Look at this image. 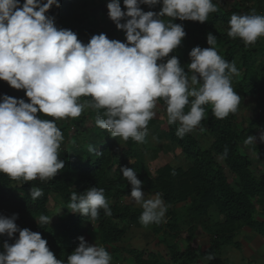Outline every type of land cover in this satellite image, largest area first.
<instances>
[{"label":"clouds","instance_id":"obj_1","mask_svg":"<svg viewBox=\"0 0 264 264\" xmlns=\"http://www.w3.org/2000/svg\"><path fill=\"white\" fill-rule=\"evenodd\" d=\"M123 4L126 12L120 0H110L107 9L116 28L126 34V42L99 34L85 44L73 31L58 29L54 17L46 15L52 6L60 7L58 0H24L23 4L0 0V81L24 90L30 101L7 95L0 100V173L26 182L55 177L64 167L58 159L62 132L55 120L78 118L85 108L97 112L100 129L136 142L144 141L159 100L166 106L168 123L179 125L178 137L200 124L205 105L211 106L217 119L237 111L241 97L233 90L231 77L239 75L238 69L215 47L193 48L187 71L176 56L165 61L186 35L183 26L172 21L205 23L218 10L212 0H123ZM142 4H162V8L158 13L144 12ZM164 17L171 19L166 23ZM227 35L245 45L255 43L264 37V15L233 14ZM216 39L209 33L208 45H215ZM82 97L90 99L81 101ZM256 140L248 136L244 144H256ZM259 140L264 143V133ZM120 171L131 185L130 198L142 208L141 224L162 223L167 207L161 193L146 199L136 172L127 167ZM29 195L36 199L43 192L31 187ZM68 208L91 219L98 217L100 209L111 214L104 190L97 187L73 192ZM17 219V214L0 216V236L12 239L19 233L14 243L3 244L0 264H65L39 232L19 229ZM39 219L41 223L49 220L44 215ZM78 239L67 264H111L104 247ZM213 259L211 254L206 257Z\"/></svg>","mask_w":264,"mask_h":264},{"label":"trees","instance_id":"obj_2","mask_svg":"<svg viewBox=\"0 0 264 264\" xmlns=\"http://www.w3.org/2000/svg\"><path fill=\"white\" fill-rule=\"evenodd\" d=\"M88 1L92 3L91 15L86 13L83 7L77 6L78 3ZM96 1L98 0H58L60 7L52 6L46 15L54 17L58 29L73 31L81 42L87 44L92 37V31L99 27V19L94 13L104 12L109 30L117 29L108 16L107 4L110 0H99V3ZM23 2L24 0H20L21 4ZM120 4L122 11L126 12L123 0H120ZM213 4L218 10L210 13L203 24L178 19L172 21L181 24L186 35L181 45L170 53L165 61L171 56H176L180 65L187 71L186 66L190 63L189 53L193 48L215 47L225 61L234 62L238 69L239 75L231 77L233 90L236 88L243 95L258 99L257 119L239 122L233 113L224 119H217L212 113L211 106H203L205 116L197 127L205 129L213 139L207 150L189 133L178 137L176 132L179 125L169 124L167 120L166 127L154 129V134L162 133L161 138H165L166 143L160 147L150 148L146 135L144 154L151 156L150 160L153 161L158 159L160 154L177 156L179 153L191 163V166L184 170L164 164L156 168L152 174L149 163H146L142 154L130 142L124 147H119L116 143L119 137H112L109 131L96 125L97 112L89 108L86 115L71 118L76 129L74 131L77 133L79 132L77 129L85 123L90 121L93 125L89 132L84 131L71 138V143L75 146L71 151L79 153L80 160L70 162L67 157L62 158L58 151V159L64 162V167L55 177L43 181L37 178L26 182L0 173V216L11 217L17 214L18 219L15 223L18 228L39 232L47 241L49 250L65 264L68 255L79 246L78 238L83 237L89 226L98 232V246L109 252L114 264L126 263L128 258H131V264H194L196 260L209 254L214 258L221 256L223 258L227 247L238 249L240 245L234 239L242 230L264 236V174L259 176L253 173L251 160L241 149V145H244L246 149L257 153L264 160V153L259 145L244 144L250 136L247 130L257 126L264 128V64H259L254 59L259 51L264 52V41L261 37L255 43L245 45L239 38H230L227 35L233 14L264 15V0H238L229 9L225 5L219 7L216 3ZM140 7L144 12L158 13L162 4L152 7L142 4ZM78 10L83 19L77 17ZM163 19L167 23L171 18ZM209 33L216 36L215 45H208ZM19 94L22 96L19 97ZM5 95L30 102L24 90L13 89L6 82L0 81V100ZM158 103L165 105L163 100H159ZM184 111H189V107ZM40 118L52 119L43 115ZM65 131L64 134L67 135L70 130ZM90 132L95 133L100 141L94 143L89 141L86 135ZM79 135L82 136L81 140ZM161 138H158L159 142ZM76 147L79 150H76ZM122 167L132 168L136 172L137 178L142 182L143 192L152 195L161 193L167 207L165 215L167 221L163 225L153 223V235L161 239L156 252L125 249L119 246L126 233H129V227L134 229L140 227L139 218L142 213V209H135L131 205L117 201L130 198L131 193V185L120 171ZM31 187L41 189L43 195L33 199L29 195ZM92 187L104 190L111 214L107 215L104 209H100L98 217L91 219L71 213L68 205L72 193L80 194ZM52 197L60 199L58 202L64 217L55 225L41 223L38 221L41 215L47 217L51 215L48 204ZM214 211L219 213L221 219L219 222L212 219ZM119 223L128 225L121 228ZM182 232L188 235L185 244H180L179 241ZM200 234L210 237V247L205 252H199L192 244ZM18 235L19 233H16L12 239L6 235L0 236V252H3V244L6 241L12 244ZM161 246L165 248L163 251Z\"/></svg>","mask_w":264,"mask_h":264},{"label":"rangeland","instance_id":"obj_3","mask_svg":"<svg viewBox=\"0 0 264 264\" xmlns=\"http://www.w3.org/2000/svg\"><path fill=\"white\" fill-rule=\"evenodd\" d=\"M237 1L238 0H212V2L216 3L219 7H223V5H225L227 9L231 8ZM96 2L99 3L100 1L98 0ZM77 6L83 7V9L86 13H90V15L92 14L90 11L92 9V3L90 1L85 2V3L84 2L78 3ZM76 15L79 19H83V16L79 10L76 12ZM94 15H97V17L99 19V21H98L99 22V27H98L99 29L97 28L94 31H92V36L93 35H99V34H105L107 36V35L111 34V36L110 35L107 36L108 39L117 40L120 42H126V34L123 31L118 30V29L109 30V26H108L109 24L105 20L104 12L102 14L101 13H98V14L94 13ZM263 41H264V37H263ZM254 59L257 63L264 64V52L259 51L257 54H255ZM234 91L237 93V95H239L241 97V101H240V104L238 105L237 111L235 113H233V115L235 116V119L238 120L239 122H241V121L247 122L249 120L257 119L258 113H259V109L257 106L258 99L243 95L236 88H234ZM14 95L16 96L17 94L14 93ZM21 96L22 95L19 94V97H21ZM87 99L88 98L82 97L81 101H84ZM157 104H158V108L156 110V116L151 120V123H148V127H147L146 139H147V143L150 146V148H152L154 146L160 147L162 144L166 143L165 138H163V137L161 138L162 133L157 134V132H156V134H154L155 127H166L167 126V123H166L167 122L166 106L161 105L158 102H157ZM88 112H89V108H85V110L82 112L81 115L82 116L86 115ZM95 117H93V118H95ZM56 125L59 128V130L61 129V131H62V141L60 143V148L58 150L62 154V156H63L62 158L67 157V160H69L70 162L80 160V158H79L80 154L77 152L71 151V149L75 148L73 143H71V141H72L71 138L76 136L77 134H79L81 132H84V131L89 132L91 129H93L92 123L90 121L88 123H85L81 128L77 129V131H79L78 133L74 131L76 129H74V127L72 125V119L71 118L56 120ZM65 130L74 131L75 133L69 131V133H67V135H66V133L64 134V132H66ZM247 133L250 134V136L257 137L256 144L259 145L261 151L264 153V143L260 142V140H259L260 134L264 133V128L257 126L255 128H251V129L247 130ZM189 134L192 137H194L197 141H199L202 148H204L206 150L209 149L213 143V139L207 134V131L205 129L196 127L191 132H189ZM86 136L89 137L88 139L92 143L100 141L99 137L95 133L90 132ZM81 138H82V136L79 135V140H81ZM158 138H161L160 142L158 141ZM128 142H130L142 154L146 163L147 164L149 163V168H150V171L152 174L154 173L156 168H159L160 166H162L164 164H170L174 168H182L184 170H186L187 168H189L191 166V163L189 161H186L179 153L177 156L176 155L171 156V155H166V154L165 155L160 154L158 159H154L153 161H151L150 160L151 156L144 154L143 147H144V144L146 143L145 141L136 142V141L132 140L131 138H129L127 141H124L120 137L116 141V143H118L119 147L126 146V144ZM241 149L246 154V156H248V158L251 160L253 173L255 175H259V176L261 175L262 176V174H264V160H262L261 157L257 153L246 149L244 147V145H241ZM76 150H79V149L76 147ZM151 196H153V195L145 193L146 199L150 198ZM58 201H60L59 198L57 199L56 197H52L50 200V203L48 204V209L51 212V215L48 217L49 220L47 223L49 225L58 224L60 221V218L64 217L62 215V212H63L62 207ZM117 201H118V203H125L127 205H131L135 209H142L131 198H127L125 200L118 199ZM70 212H71V210H70ZM38 221L40 222V219H38ZM166 221H167V219L165 217L164 221L160 224L163 225V223H165ZM119 225L121 226V228H126L128 224L119 223ZM87 229H88V231L85 230L86 232L83 234L85 241L89 245H95L96 244L98 246L99 240L96 239V237H98V235H99L98 232L95 231L92 226H89V228H87ZM132 232H133V230H130V233H128V232L126 233L127 235L124 238L126 245L128 243H130V240H132V241L134 240V236H132ZM199 236H201V234ZM187 237H188V235L182 232L180 235V240H179L180 244L181 243L185 244ZM160 240L161 239L156 238V236H154L153 232H152L146 236L145 240L142 238V242H140L141 244L138 247H141L143 251L156 252V247H158V246L160 247V245H159ZM234 241H236V243H238L237 242L238 238H235ZM136 242H139V241H136ZM193 242L196 243V240H194ZM201 243L203 244L204 242L202 241ZM136 244H139V243H136ZM130 249H132V248H130ZM164 249L165 248L161 246V250L163 251ZM221 257H218V258H221ZM224 257L222 259V262L225 261ZM128 259H129V263H130L131 258H128ZM111 263L114 264L113 261H111ZM121 264H127V262L121 263Z\"/></svg>","mask_w":264,"mask_h":264},{"label":"crops","instance_id":"obj_4","mask_svg":"<svg viewBox=\"0 0 264 264\" xmlns=\"http://www.w3.org/2000/svg\"><path fill=\"white\" fill-rule=\"evenodd\" d=\"M212 215L213 221L219 222L221 220L217 211H214ZM261 216L263 217V215ZM130 230H133L132 236H134V240H130V243L127 245L125 240H123L122 244L119 245L120 248H132L134 250L143 251L142 248L138 246L141 244L140 242H142V238L145 240L146 236L152 233L153 224L145 227L140 222L139 228H132ZM236 238H238L237 242L240 247L238 249L234 247L225 248V261L222 262L223 258H214L213 260L208 261L206 260V257H202L196 260L194 264H264V236L248 230H242L237 234ZM96 239L99 240L98 237H96ZM194 240H196V243L193 242L192 244L199 252H205L210 247V237H207L205 234L197 236ZM202 241L204 242L203 244L201 243ZM217 261H221L222 263H218ZM127 263H129V260Z\"/></svg>","mask_w":264,"mask_h":264}]
</instances>
